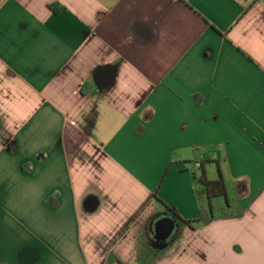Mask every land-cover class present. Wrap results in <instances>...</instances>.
Masks as SVG:
<instances>
[{
    "label": "crops",
    "instance_id": "crops-1",
    "mask_svg": "<svg viewBox=\"0 0 264 264\" xmlns=\"http://www.w3.org/2000/svg\"><path fill=\"white\" fill-rule=\"evenodd\" d=\"M193 161L243 216L164 250ZM144 261L264 264V0H0V264Z\"/></svg>",
    "mask_w": 264,
    "mask_h": 264
},
{
    "label": "trees",
    "instance_id": "trees-1",
    "mask_svg": "<svg viewBox=\"0 0 264 264\" xmlns=\"http://www.w3.org/2000/svg\"><path fill=\"white\" fill-rule=\"evenodd\" d=\"M138 27L139 26H136V28ZM207 163L210 164L209 162ZM189 164L191 165L192 162ZM218 171L219 178L216 180H209L205 170V163L201 162V167L199 169L191 167L189 170L190 178L194 186V195L198 204V217L191 220L184 219L175 207L167 205L158 197L159 189L168 171L166 172L154 194V200L157 201L165 211L164 213L158 214L156 218L160 215H166L168 218L174 220L178 227L173 233L171 240L163 244V247L165 248L164 250L179 241L186 228L195 229L200 224L212 222L215 219H231L243 216V211L239 204V198L232 201L229 200L227 184L221 171ZM220 199H225V202H221ZM47 203L52 208L57 206L55 198H50ZM108 260L109 258L106 259V261ZM142 264L150 263L144 261Z\"/></svg>",
    "mask_w": 264,
    "mask_h": 264
},
{
    "label": "water",
    "instance_id": "water-1",
    "mask_svg": "<svg viewBox=\"0 0 264 264\" xmlns=\"http://www.w3.org/2000/svg\"><path fill=\"white\" fill-rule=\"evenodd\" d=\"M99 78L103 84L110 82L112 76L100 73ZM177 224L171 218L155 221L152 225V232L156 241H167L177 229Z\"/></svg>",
    "mask_w": 264,
    "mask_h": 264
},
{
    "label": "rangeland",
    "instance_id": "rangeland-1",
    "mask_svg": "<svg viewBox=\"0 0 264 264\" xmlns=\"http://www.w3.org/2000/svg\"><path fill=\"white\" fill-rule=\"evenodd\" d=\"M211 164V166L209 165L208 166V170H209V172H211V176H213L214 178H219V171H218V169H217V165L214 163H210ZM232 195H234V194H232ZM236 199V198H235ZM220 201L221 202H225V199H220ZM217 202V201H216ZM162 207V206H161ZM198 227V226H197ZM172 248V247H171ZM170 248V249H171ZM169 250V249H168Z\"/></svg>",
    "mask_w": 264,
    "mask_h": 264
},
{
    "label": "flooded vegetation",
    "instance_id": "flooded-vegetation-1",
    "mask_svg": "<svg viewBox=\"0 0 264 264\" xmlns=\"http://www.w3.org/2000/svg\"><path fill=\"white\" fill-rule=\"evenodd\" d=\"M166 218H168V216H166V215H160V216H158L156 219H155V221H158V220H162V219H166ZM154 221V222H155ZM152 241H154V243L155 244H158V245H160V246H163V244H165V243H167V242H169L170 240H171V238H172V236H173V234H172V236L167 240V241H156L155 240V237H154V235L152 234Z\"/></svg>",
    "mask_w": 264,
    "mask_h": 264
},
{
    "label": "built area",
    "instance_id": "built-area-1",
    "mask_svg": "<svg viewBox=\"0 0 264 264\" xmlns=\"http://www.w3.org/2000/svg\"><path fill=\"white\" fill-rule=\"evenodd\" d=\"M191 167L194 169H199L201 167V162L200 161H193L191 164Z\"/></svg>",
    "mask_w": 264,
    "mask_h": 264
}]
</instances>
